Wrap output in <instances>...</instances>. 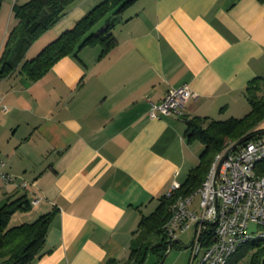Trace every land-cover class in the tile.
I'll return each instance as SVG.
<instances>
[{
    "label": "crops",
    "instance_id": "obj_1",
    "mask_svg": "<svg viewBox=\"0 0 264 264\" xmlns=\"http://www.w3.org/2000/svg\"><path fill=\"white\" fill-rule=\"evenodd\" d=\"M28 1L2 0L1 10L12 20L13 5ZM95 5L74 3L24 60ZM119 19L116 44L104 55L84 47L34 82L19 68L0 78V171L13 177L0 179V201L15 193L30 201L14 213V226L54 212L34 264H124L141 217L199 163L203 146L185 139L186 120L241 118L249 109L244 87L264 76L259 0H150ZM12 25L0 34V56ZM183 85L194 97L180 113L150 116L170 87ZM190 207H198L195 196ZM180 247L177 238L170 251Z\"/></svg>",
    "mask_w": 264,
    "mask_h": 264
},
{
    "label": "trees",
    "instance_id": "obj_2",
    "mask_svg": "<svg viewBox=\"0 0 264 264\" xmlns=\"http://www.w3.org/2000/svg\"><path fill=\"white\" fill-rule=\"evenodd\" d=\"M77 1L29 0L23 4L15 3L12 7L15 24L7 33L0 56V78L19 68L26 81L34 82L58 60L68 55H76L84 47L99 46L100 54H106L116 44L113 34L115 23L106 19L109 15L116 19V16L121 15L137 0H103L33 58L24 60L29 46ZM259 1L264 3V0ZM1 4L2 0L0 7ZM103 24L104 27L97 31ZM243 96L249 109L241 118L213 120L194 116L186 120L185 139L189 143L197 141L203 146L199 154V163L190 170L178 189L162 196L155 210L148 216L141 217L138 224V241L130 247L124 264H146L149 256H154L152 264H158L171 243L162 228L171 215L174 201L178 197L193 194L201 187L217 153L228 145L261 131L258 127L264 121V76L251 79L243 89ZM255 169L257 174L264 176V162L258 163ZM29 209L30 201L25 193H15L0 201V264H34L45 253V237L54 215L53 211L41 215L31 223L8 227L13 213ZM152 237H157L155 243L150 241ZM250 252L252 253L248 264H264V241L260 240L241 245L226 264H237ZM105 264L118 262L110 259Z\"/></svg>",
    "mask_w": 264,
    "mask_h": 264
},
{
    "label": "built area",
    "instance_id": "obj_3",
    "mask_svg": "<svg viewBox=\"0 0 264 264\" xmlns=\"http://www.w3.org/2000/svg\"><path fill=\"white\" fill-rule=\"evenodd\" d=\"M192 97L194 94L186 85L170 87L162 102L151 106L150 116L180 113ZM231 146L216 154L196 192L174 201L171 215L163 225L162 230L171 242L177 239L178 233L194 228L189 264H226L241 245L264 241V176L255 169L258 163L264 162V134L228 153ZM0 179L8 183L13 177L0 171ZM25 186L23 183L20 187ZM179 186L174 182L167 194ZM196 195L199 202L193 210L190 206ZM37 202L36 198L31 205ZM250 225L256 228L251 230Z\"/></svg>",
    "mask_w": 264,
    "mask_h": 264
},
{
    "label": "rangeland",
    "instance_id": "obj_4",
    "mask_svg": "<svg viewBox=\"0 0 264 264\" xmlns=\"http://www.w3.org/2000/svg\"><path fill=\"white\" fill-rule=\"evenodd\" d=\"M103 0H95V4H98L100 2H102ZM148 1L150 0H137L133 5L129 6L126 10H124L120 17H122V22L127 20V18L129 16H132L133 14H135L139 8L143 5V4H147ZM112 15H109L108 18L106 20H111L112 22H114L115 24V28L113 29V34H115V32H117V29L119 26H120V19H119V16L116 17V19H112ZM13 19L10 20V16L8 17V14H6V11L4 9L1 10V7H0V34H2V32L4 30H6V28L9 26H11L13 24ZM12 21V22H11ZM10 22H11V25H10ZM5 26V28H4ZM13 26V25H12ZM7 35V34H6ZM49 43V42H48ZM48 43H45V44H48ZM46 45H43L41 47L44 48ZM38 47V46H37ZM40 49V50H41ZM32 55H29L27 57V60L32 58L31 57ZM198 200L199 198L197 196H195V203H198ZM13 216L15 215L14 213L12 214ZM11 215V216H12ZM15 217L17 216H14V218H12L9 223H8V227H11V226H14V222H15ZM249 228L252 230V229H255L256 226L255 225H250ZM192 235H193V227L185 230L184 232L182 233H178V240L181 244V246L183 247H186V249H184L183 247L181 248H178V249H173L172 251H169L167 257L165 259H167V261H173V260H176L175 262H178V264H181V262L185 259V264L186 262L188 261L189 259V247H190V244H191V241H192ZM151 242L155 243L157 241V237H152ZM249 254L246 255L242 260H240L237 264H248L249 263ZM154 261V258L153 257H149L146 261V264H152Z\"/></svg>",
    "mask_w": 264,
    "mask_h": 264
},
{
    "label": "water",
    "instance_id": "obj_5",
    "mask_svg": "<svg viewBox=\"0 0 264 264\" xmlns=\"http://www.w3.org/2000/svg\"><path fill=\"white\" fill-rule=\"evenodd\" d=\"M262 134H264V130H261V131H259V132H256L255 134L251 135L250 137H248V138H246V139H244V140H242V141H238V142H236V143H233L232 146L230 147V149L228 150V153L234 151V150H235L239 145H241L242 143H244V142H246V141H248V140H250V139H252V138H254V137H257V136H259V135H262ZM225 156H226V155H225ZM225 156H224V158H225ZM224 158H223V159H224ZM173 243H174V241H172V242L169 244L167 252L163 255L162 259L160 260V262H159L158 264H163V262H164L165 258L167 257V255H168V253H169V251H170L171 246H172Z\"/></svg>",
    "mask_w": 264,
    "mask_h": 264
}]
</instances>
